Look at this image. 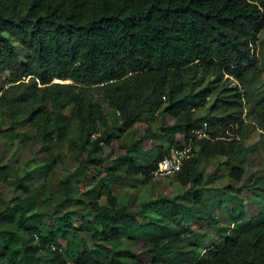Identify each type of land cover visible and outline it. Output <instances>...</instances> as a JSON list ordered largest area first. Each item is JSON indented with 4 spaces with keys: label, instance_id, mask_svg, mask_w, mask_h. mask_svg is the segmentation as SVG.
<instances>
[{
    "label": "trees",
    "instance_id": "1",
    "mask_svg": "<svg viewBox=\"0 0 264 264\" xmlns=\"http://www.w3.org/2000/svg\"><path fill=\"white\" fill-rule=\"evenodd\" d=\"M262 29L264 0H0V73L11 81L10 92L0 94V110H12L7 129L28 138L13 131L20 121L16 105L27 110L24 120L43 142L63 136L71 122L94 131L102 125L106 130L89 152L103 153L100 141L110 145L148 115L162 113L174 119L161 128L169 148L148 164L130 161L129 170L151 181L173 147L191 145L173 178L194 201L163 195L152 200L154 213L121 204L108 184L125 177L111 166L99 168L94 158L93 166L74 172L93 186L77 188L75 197L73 179L65 177V194L77 209L51 215L48 226L34 199L15 196L0 209V264H264V210L247 215L241 205L231 214L232 227L218 228L203 203L199 170L206 159L234 156L254 130L264 134L255 52ZM17 45L28 51L24 60ZM211 97L208 112L198 115ZM107 108L116 111L115 120ZM199 129L207 135L199 137ZM241 173L233 167L235 177ZM9 177L0 166V179ZM99 189L107 192L105 203ZM179 216L185 232L199 218L219 229L220 240L204 253L184 249L174 231ZM139 237L149 241L144 253L123 246L124 238Z\"/></svg>",
    "mask_w": 264,
    "mask_h": 264
},
{
    "label": "rangeland",
    "instance_id": "2",
    "mask_svg": "<svg viewBox=\"0 0 264 264\" xmlns=\"http://www.w3.org/2000/svg\"><path fill=\"white\" fill-rule=\"evenodd\" d=\"M17 47L24 60L28 51L20 45ZM255 52L262 68L259 74V88H264V29L258 36ZM212 79L213 77L208 82ZM10 85L9 75L0 73V94L9 93ZM212 101L213 97L209 98L207 105L198 109L197 114L204 116ZM14 112L20 121L15 124L13 131L26 133L28 138L19 139L13 135L12 129H7L11 124L9 118L12 110L1 109L0 166L8 167L10 177L8 181L0 179V209L11 204L15 196L34 199L36 210L43 213L42 221L48 226L51 215H60L77 209L74 201L65 194V177H72L75 197L78 196L77 188L86 190L93 186L90 177L86 179V175L80 171L74 172L80 165L93 166L94 158H99L98 165L96 164L99 168L108 169L111 166L118 174L125 177L123 181L108 184L110 192L121 204H128L136 210H141L145 206L152 213L155 208L152 200L163 195L171 197L180 195L181 201L187 205L193 204L194 201L186 194L187 188L173 176L155 175L151 181L146 182L143 176L135 175L129 170L130 161L135 164H148L161 149L169 148L161 128L165 124H172L173 118L162 113L148 115L143 122L135 124L112 144L107 145L100 141L103 153L99 151L90 153L89 149L104 134L105 126L99 125L94 131L86 124L71 122L63 136H57L50 142H43L40 140L38 130L24 120L27 110L23 106L16 105ZM65 113L69 114L70 108H67ZM107 114L110 121L116 119L117 113L114 109L107 108ZM102 154L106 159L100 163ZM233 167L242 170L239 178L232 174ZM199 170L205 178L203 203L213 212L218 228L223 230L231 228V214L236 210L240 211L241 209L238 208L241 205L247 209V215L264 210V134L259 130H254L249 138L242 142L234 156H215L206 159L199 165ZM20 180H23L22 185L18 184ZM98 191H101L100 201L105 203L107 192L102 189ZM176 219L173 220L174 231L179 235V244L184 249L196 248L204 253L208 246L221 238L218 228L208 225L199 218L195 220L190 232L184 231L185 222L180 216ZM149 220L150 218L147 219ZM123 246L140 251L142 254L148 248L149 241L140 237L135 240L124 238ZM51 257L48 255V258ZM142 257L151 260L146 254ZM67 259L68 263H72L71 258L67 257Z\"/></svg>",
    "mask_w": 264,
    "mask_h": 264
},
{
    "label": "built area",
    "instance_id": "3",
    "mask_svg": "<svg viewBox=\"0 0 264 264\" xmlns=\"http://www.w3.org/2000/svg\"><path fill=\"white\" fill-rule=\"evenodd\" d=\"M195 132L199 137L207 135L204 129H199ZM171 151L172 152L159 163V166L155 171L156 176H173L180 171L184 159L191 155L192 147L191 145H187L183 148L173 147Z\"/></svg>",
    "mask_w": 264,
    "mask_h": 264
},
{
    "label": "bare ground",
    "instance_id": "4",
    "mask_svg": "<svg viewBox=\"0 0 264 264\" xmlns=\"http://www.w3.org/2000/svg\"><path fill=\"white\" fill-rule=\"evenodd\" d=\"M56 80H58V81H59L60 79H56ZM66 81H69V82H70L71 80H70V79H68V80H66Z\"/></svg>",
    "mask_w": 264,
    "mask_h": 264
}]
</instances>
